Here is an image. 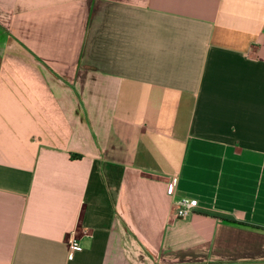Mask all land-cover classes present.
<instances>
[{"label": "crops", "instance_id": "crops-1", "mask_svg": "<svg viewBox=\"0 0 264 264\" xmlns=\"http://www.w3.org/2000/svg\"><path fill=\"white\" fill-rule=\"evenodd\" d=\"M0 264H264V0H0Z\"/></svg>", "mask_w": 264, "mask_h": 264}, {"label": "built area", "instance_id": "built-area-1", "mask_svg": "<svg viewBox=\"0 0 264 264\" xmlns=\"http://www.w3.org/2000/svg\"><path fill=\"white\" fill-rule=\"evenodd\" d=\"M177 178L171 177L167 184V192L169 194L174 193ZM198 202L197 199L192 197L182 196L176 200L175 217L183 219L188 217L196 208ZM68 257H72L73 253L80 248L78 240L74 233H70L66 238Z\"/></svg>", "mask_w": 264, "mask_h": 264}]
</instances>
